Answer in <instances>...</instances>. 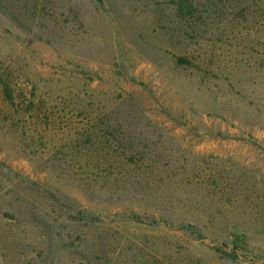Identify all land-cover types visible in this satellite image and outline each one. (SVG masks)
Listing matches in <instances>:
<instances>
[{"label":"rangeland","instance_id":"obj_1","mask_svg":"<svg viewBox=\"0 0 264 264\" xmlns=\"http://www.w3.org/2000/svg\"><path fill=\"white\" fill-rule=\"evenodd\" d=\"M0 264H264V0H0Z\"/></svg>","mask_w":264,"mask_h":264}]
</instances>
